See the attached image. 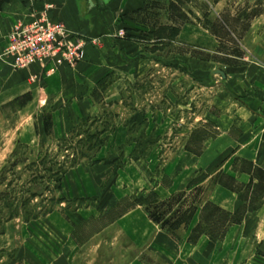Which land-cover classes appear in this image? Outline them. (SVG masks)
<instances>
[{"label":"rangeland","instance_id":"obj_1","mask_svg":"<svg viewBox=\"0 0 264 264\" xmlns=\"http://www.w3.org/2000/svg\"><path fill=\"white\" fill-rule=\"evenodd\" d=\"M101 12L120 45L114 63L66 85L61 71L35 72L26 93L0 104V208L6 195L13 208L30 198L41 214L0 215V264H264V0ZM90 119L92 132L111 126L104 146L79 154L58 190L32 182L44 156L71 164L81 136L61 140ZM212 206L232 219L222 237ZM203 218L220 222L219 239L197 229Z\"/></svg>","mask_w":264,"mask_h":264},{"label":"crops","instance_id":"obj_2","mask_svg":"<svg viewBox=\"0 0 264 264\" xmlns=\"http://www.w3.org/2000/svg\"><path fill=\"white\" fill-rule=\"evenodd\" d=\"M82 1L0 0V56L11 40L16 26L29 23L38 15L46 13L51 19L62 21L69 33L75 35L81 34V36L88 40L85 59L75 69L64 66L54 74H50L56 75L61 71L60 76L57 77L61 84L66 85L69 81H74V76L78 72H88L91 67H100L102 63H114L116 61L115 52L120 49V45L117 44L118 40H111L109 34L110 25L106 17L101 15V11L107 10L110 6L118 10H137L144 7L148 0H111L105 5H101L99 0V5L92 1L86 11L82 7ZM140 56L141 58L145 57L143 53H140ZM35 65L37 66H34V69L25 68L16 70L8 63V60L6 61L0 57V104L8 103L26 93L29 85L33 84L32 77H34L35 72L44 74L41 65ZM109 71L111 72L112 70L104 67V70L101 72L102 74L98 77L102 79ZM215 73H218V70ZM224 74L225 77L221 76L226 80L227 75L225 72ZM246 107L248 108L249 106L246 105ZM126 214L128 213L124 215ZM124 215L117 219L119 225H122L120 223ZM79 219L82 220L78 215L74 218V221L78 223Z\"/></svg>","mask_w":264,"mask_h":264},{"label":"built area","instance_id":"obj_3","mask_svg":"<svg viewBox=\"0 0 264 264\" xmlns=\"http://www.w3.org/2000/svg\"><path fill=\"white\" fill-rule=\"evenodd\" d=\"M87 44L83 36L69 33L62 21L42 13L16 26L4 51L16 68L39 64L44 74H54L61 67H74L83 61Z\"/></svg>","mask_w":264,"mask_h":264},{"label":"trees","instance_id":"obj_4","mask_svg":"<svg viewBox=\"0 0 264 264\" xmlns=\"http://www.w3.org/2000/svg\"><path fill=\"white\" fill-rule=\"evenodd\" d=\"M96 122H97L96 119H90V121L89 120L82 121L79 126H75L74 129L72 130L73 136L61 140V142H63V143L68 142V141L71 142L72 140H75L74 139L75 134L76 135L78 134L79 136H81V138L76 141L78 146H79L77 150H79V151L76 152V154L72 155L74 157V159L69 166H67L68 163L66 161H62V162L58 161L57 159L59 156L56 158H52L50 156H44L38 162H34V163H36L34 165L41 166L43 168L44 172L41 174L40 177L38 176L37 179L32 181V182H36L35 184H37V185H39V184L43 185L44 181L47 180L48 181L47 184L45 185V187H43V189L47 190V191H51V189H50L51 184H52V182H55L56 186L54 187V190H58L61 187L62 180H63L64 176L66 175V173L68 172V169L75 164V161L77 159V156H79V154L80 155L84 154V156H85L86 152H84V150H88V151L90 150V152L95 151L94 154H96L97 151H99V149H101L104 146L106 139L102 138V136L106 131L111 129V126L109 124L104 123L103 129L96 130V132H92V128H93L92 124L94 125V123H96ZM94 154L91 157L93 159L96 157V156L94 157ZM93 161H95V160H93ZM46 173H48V174H46ZM38 179H39V181H37ZM52 189H53V187H52ZM45 192L46 191H42L40 193L39 192H33L31 194V197L32 196H40L43 198ZM7 199H8L7 195L4 196V198L2 199L3 207L0 208V215L5 214V210L7 209V211H8L7 218H13V217L17 216V214L19 213L18 209L21 207L25 208V211L27 214V219L36 218L39 215H41V214H38V212L36 213V212L31 211V208H28L29 204L31 203L30 198H25L24 200H21L20 206L16 205L14 208H13V206H14L13 203H10V202L7 203L6 202ZM51 199H52L51 200L52 203H55V204L63 202L66 200L65 198H55V197H52ZM74 200H76L78 202L84 201L83 198H76ZM67 201H69V200H67ZM81 206H82V204L80 203L78 208ZM206 206L203 209L204 215L206 213H208L211 209V208L209 209V207H206ZM208 209H209V211H208ZM212 209L214 210L215 214L219 213L224 218L223 225H222L224 227V229H223L222 235H220V237H222V236H224V234H225L229 224L231 223L232 219L229 218L230 214L228 212H225L216 206H212ZM219 223H220L219 221H215V220L207 221V220H205V218H203V220L198 225L197 229H201L202 232L207 231L208 233L211 234L213 239H219L220 237L218 235H215L214 232L211 230V229H213V224L217 225ZM209 225L211 228L209 227Z\"/></svg>","mask_w":264,"mask_h":264},{"label":"water","instance_id":"obj_5","mask_svg":"<svg viewBox=\"0 0 264 264\" xmlns=\"http://www.w3.org/2000/svg\"><path fill=\"white\" fill-rule=\"evenodd\" d=\"M111 0H99L101 5L108 4ZM218 73H220L223 77H225V74L222 70H218Z\"/></svg>","mask_w":264,"mask_h":264}]
</instances>
